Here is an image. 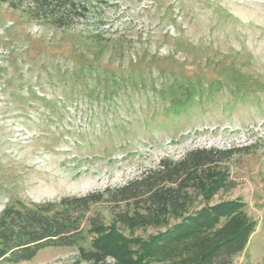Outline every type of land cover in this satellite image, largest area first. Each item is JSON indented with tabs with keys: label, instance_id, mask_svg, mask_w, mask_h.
Segmentation results:
<instances>
[{
	"label": "rangeland",
	"instance_id": "374dc122",
	"mask_svg": "<svg viewBox=\"0 0 264 264\" xmlns=\"http://www.w3.org/2000/svg\"><path fill=\"white\" fill-rule=\"evenodd\" d=\"M85 1L67 29L0 2V211L115 188L196 147H231V183L210 203L244 202L256 225L233 264H264V0ZM93 209L110 219L107 203ZM184 215L120 227L128 258L176 262L186 238L160 247L157 236ZM0 264L86 263L78 247H46Z\"/></svg>",
	"mask_w": 264,
	"mask_h": 264
},
{
	"label": "trees",
	"instance_id": "16d2710c",
	"mask_svg": "<svg viewBox=\"0 0 264 264\" xmlns=\"http://www.w3.org/2000/svg\"><path fill=\"white\" fill-rule=\"evenodd\" d=\"M0 2L56 29L75 25L87 12L85 0ZM92 38L102 42L99 35ZM237 151L196 147L179 159L160 160L115 188L63 196L58 201L15 200L0 211V262L30 261L46 247H78L79 259L86 264H137L128 258L131 239L120 227L150 225L167 213L177 212L185 215L157 236L160 247L186 238L182 252L173 250L172 257L179 259L168 264H233L256 223L239 199L210 200L231 183L230 163ZM198 196L204 204L194 208ZM102 202L109 205L108 221L93 209ZM85 241L88 248L80 246Z\"/></svg>",
	"mask_w": 264,
	"mask_h": 264
}]
</instances>
